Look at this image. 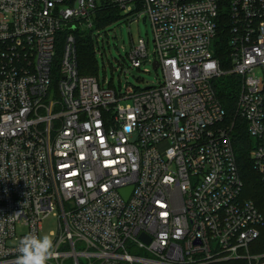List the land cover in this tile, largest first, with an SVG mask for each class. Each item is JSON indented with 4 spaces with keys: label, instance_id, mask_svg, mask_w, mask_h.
Instances as JSON below:
<instances>
[{
    "label": "built area",
    "instance_id": "2783aa9c",
    "mask_svg": "<svg viewBox=\"0 0 264 264\" xmlns=\"http://www.w3.org/2000/svg\"><path fill=\"white\" fill-rule=\"evenodd\" d=\"M228 1L221 59L222 0H0V264L50 213L48 264H264L250 251L264 214L242 198L214 87L240 78L236 114L264 185V0ZM106 3L151 23L155 56L139 37L127 58L162 81L106 88L80 72L77 31Z\"/></svg>",
    "mask_w": 264,
    "mask_h": 264
},
{
    "label": "rangeland",
    "instance_id": "374dc122",
    "mask_svg": "<svg viewBox=\"0 0 264 264\" xmlns=\"http://www.w3.org/2000/svg\"><path fill=\"white\" fill-rule=\"evenodd\" d=\"M228 2V0L224 1L223 11L225 12L229 10ZM109 13L100 12L96 14L94 28L77 31V35L80 38L79 50L82 46H86L88 41L93 40L94 45L91 51H94L96 56V71L93 75L97 76L102 86L106 88L119 87L120 83L122 85H132L135 88H145L148 85L162 81V70L154 69L149 61H144L140 68H132L130 67L131 62L127 58V52L139 37H143L146 40L150 58L155 56L154 34L151 23L149 21L144 22L143 19L136 21L133 15H125L121 10H114L113 14L117 18L109 24H101L99 26L98 18L102 17L105 19V16ZM223 71L226 72L224 69ZM227 75L229 74L223 76ZM221 77L215 78V81H219ZM53 87H56V83H54ZM242 198L246 199L243 196ZM54 211L59 212L57 205H55ZM26 230V227L18 225V234L24 233ZM59 231L60 222L58 216L50 213L43 218L39 236L54 234L53 239L55 241ZM261 249H264V240H257L250 247V251L253 254L263 253L260 251ZM131 251L135 255L146 254V251L141 248H133Z\"/></svg>",
    "mask_w": 264,
    "mask_h": 264
},
{
    "label": "trees",
    "instance_id": "16d2710c",
    "mask_svg": "<svg viewBox=\"0 0 264 264\" xmlns=\"http://www.w3.org/2000/svg\"><path fill=\"white\" fill-rule=\"evenodd\" d=\"M224 1L222 0L220 6L221 16L219 19L221 23L219 35H221V41L223 42V48L225 50L224 52L222 50L221 54H219L221 59H224L223 54H227V47H229L226 28L228 11H223ZM114 10L119 11L116 7L106 3L105 7L97 11V14L100 12H105L106 14L110 12L105 16V19L102 17L98 18L99 26L101 24H109L117 18L113 14ZM93 45V40H90L86 46L81 45L82 48L79 50L78 62L79 70L82 74L93 75L96 71V56L94 51H91ZM223 67H225L224 64ZM214 87L219 100L226 110L227 122H234L232 137L237 163L244 181L242 196L246 199L253 200L258 209L264 214V185L261 175L256 170L252 159L253 139L247 131L245 120L236 114L238 97L241 90V80L235 74H229L222 76L217 82L214 81ZM257 240H264V227L261 228V235ZM260 251L264 253V249Z\"/></svg>",
    "mask_w": 264,
    "mask_h": 264
},
{
    "label": "clouds",
    "instance_id": "9594fccd",
    "mask_svg": "<svg viewBox=\"0 0 264 264\" xmlns=\"http://www.w3.org/2000/svg\"><path fill=\"white\" fill-rule=\"evenodd\" d=\"M53 235L29 233L23 236L19 241L16 264H48L57 255Z\"/></svg>",
    "mask_w": 264,
    "mask_h": 264
},
{
    "label": "water",
    "instance_id": "95a60500",
    "mask_svg": "<svg viewBox=\"0 0 264 264\" xmlns=\"http://www.w3.org/2000/svg\"><path fill=\"white\" fill-rule=\"evenodd\" d=\"M143 21L145 22L146 21V18H144L143 19ZM156 67H158V64L157 63H155V68ZM132 189H133V186H129V187H127V188H123L122 189V193H123V195L127 198L128 196H129V194H130V192L132 191ZM142 238L146 241V242H149L150 241V239L148 238V237H146V235H142Z\"/></svg>",
    "mask_w": 264,
    "mask_h": 264
}]
</instances>
